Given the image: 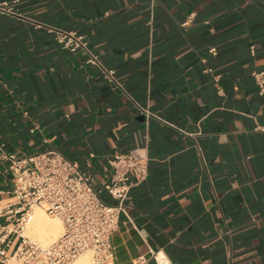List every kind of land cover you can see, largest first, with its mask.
I'll use <instances>...</instances> for the list:
<instances>
[{"label":"crops","instance_id":"1","mask_svg":"<svg viewBox=\"0 0 264 264\" xmlns=\"http://www.w3.org/2000/svg\"><path fill=\"white\" fill-rule=\"evenodd\" d=\"M65 31L90 51L64 47ZM256 71L264 0H0V204L14 199L5 151L58 148L102 187L110 156L137 149L149 173L114 264H159L157 250L166 264H264Z\"/></svg>","mask_w":264,"mask_h":264},{"label":"built area","instance_id":"2","mask_svg":"<svg viewBox=\"0 0 264 264\" xmlns=\"http://www.w3.org/2000/svg\"><path fill=\"white\" fill-rule=\"evenodd\" d=\"M58 39L66 48L84 47L90 51L83 34L65 31ZM251 50L255 53V44ZM90 53L88 61L100 63ZM102 67L110 81H117L114 68ZM254 75L264 93V71ZM3 157L13 171L14 199L0 204V264L12 260L20 264H71L89 250L93 264H114L113 234L121 214L127 213L131 187L149 173L145 155L137 149L114 153L109 158V178L102 187L94 185L90 171L55 147L23 154L5 151ZM105 191L114 202L104 197ZM36 207L63 222L61 234L50 243L26 232ZM161 252L153 251V255L159 264H166L165 253L160 256Z\"/></svg>","mask_w":264,"mask_h":264},{"label":"bare ground","instance_id":"3","mask_svg":"<svg viewBox=\"0 0 264 264\" xmlns=\"http://www.w3.org/2000/svg\"><path fill=\"white\" fill-rule=\"evenodd\" d=\"M38 209V208H37ZM35 209L31 220L28 223V229L33 234H35V237H38L41 241L45 243H50L54 239H56L63 230V224L62 221L59 218H53L50 215H48V212L46 213L43 210ZM27 229V232H28ZM163 252L160 253V256H162ZM160 260L163 261V258L160 257ZM71 264H89V254L86 252L82 253L74 262Z\"/></svg>","mask_w":264,"mask_h":264},{"label":"rangeland","instance_id":"4","mask_svg":"<svg viewBox=\"0 0 264 264\" xmlns=\"http://www.w3.org/2000/svg\"><path fill=\"white\" fill-rule=\"evenodd\" d=\"M38 208V209H37ZM35 209H37V210H39V209H41L40 207H36ZM41 210H43V209H41ZM45 211V210H44ZM46 212V211H45ZM47 213V212H46ZM48 215H50L51 217H55V218H59L58 216H54V215H52V214H49L48 213ZM60 219V218H59ZM61 220V219H60ZM62 221V220H61ZM62 224H63V222H62ZM27 229H28V227H27ZM27 232V231H26ZM28 234H31V235H33V236H36L35 234H33L31 231H29V229H28V232H27ZM36 238H38V237H36ZM39 239V238H38ZM87 253L89 254V264H93V256H92V251H87ZM4 264H20L19 262H17L16 260H12V261H9L8 263H4Z\"/></svg>","mask_w":264,"mask_h":264}]
</instances>
